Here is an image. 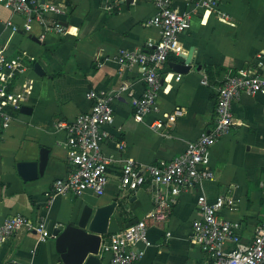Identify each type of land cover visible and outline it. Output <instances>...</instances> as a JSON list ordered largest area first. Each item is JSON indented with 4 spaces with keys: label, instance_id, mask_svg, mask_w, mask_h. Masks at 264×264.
Masks as SVG:
<instances>
[{
    "label": "crops",
    "instance_id": "1",
    "mask_svg": "<svg viewBox=\"0 0 264 264\" xmlns=\"http://www.w3.org/2000/svg\"><path fill=\"white\" fill-rule=\"evenodd\" d=\"M65 6L58 21L65 35L40 37L38 21L24 30L27 18L7 10L0 2V40L7 58L24 63L26 73L17 77L11 93L20 94L29 84L21 107L3 133L0 144V223L23 215L44 220L50 231L78 220L85 206L99 207L126 196L130 211H115L108 234L125 229L134 219L145 218L154 208L155 188L147 184L135 192L123 190L120 175L123 161L160 165L182 154L190 142L209 131L214 123L217 90L223 81L239 70L264 74V0H221L219 10L196 9L189 0H174V6L190 14L191 27L183 33L169 61L161 70L162 87L155 108L138 119L135 104L145 90L138 65L121 66L116 57L121 50L147 52L160 40L159 29L150 24L156 13L154 0H45ZM14 27L18 31H14ZM192 54V69L175 72L170 63H183ZM44 75L34 71V62ZM201 70H197L198 66ZM206 81V83H205ZM126 85L114 103L109 137L102 152L114 162L109 167L110 183L105 194L91 191L77 196H54L53 183L73 170L65 145L67 133L61 122H72L91 109L86 94L91 90L112 93ZM182 110L175 124L154 129L165 114ZM235 125L211 149L214 178L183 191L169 219L151 227V247L136 264H201L206 254L191 243L192 223L200 218L197 198L204 194L213 202L225 197L229 205L220 212L223 220L239 222L244 243L254 239L264 227V95H242L233 105ZM1 130V126H0ZM41 149L49 150L42 177L26 185L25 192L7 196L3 175L16 163L38 161ZM170 233V236H167ZM102 264L111 254L100 252ZM55 240L40 241L34 232L20 231L0 251V264H63Z\"/></svg>",
    "mask_w": 264,
    "mask_h": 264
},
{
    "label": "built area",
    "instance_id": "2",
    "mask_svg": "<svg viewBox=\"0 0 264 264\" xmlns=\"http://www.w3.org/2000/svg\"><path fill=\"white\" fill-rule=\"evenodd\" d=\"M196 9L217 11L221 0H189ZM4 7L14 14L27 18L24 30H30V23L38 21L43 27L40 37L45 40L49 34L65 35L66 28L58 21H48L51 14L60 15L65 6L45 0H0ZM156 13L150 24L159 29L160 40L147 52L121 50L116 57L121 66L138 65L145 82L142 97L135 104L138 119L154 108L162 87L161 70L169 61L183 33L191 27L190 14L181 12L174 6V0H154ZM14 31H18L14 27ZM26 66L19 60L7 58L0 40V144L4 131L14 120V111L21 109L29 84L23 85L20 94L11 93L17 77L26 73ZM206 83V81H205ZM128 89L126 85L118 91L105 93L91 90L86 98L91 103L89 112L79 115L72 122L57 125L67 133L66 147L73 165L71 173L57 179L52 186L54 196H81L91 191L97 196L105 194L110 183L109 167L114 160L102 152V145L109 137L107 127L114 117V103L119 94ZM264 95V74L255 70H239L229 75L217 90L215 119L212 128L187 149L168 163L145 165L133 159L123 161L120 185L123 190L135 192L150 184L155 188L153 210L130 228L112 233L102 242L100 252L111 254L109 264H136L144 251L140 245L151 247L149 230L166 223L177 203L178 196L185 190L194 188L203 180L214 178L210 165L212 147L235 125L234 103L242 95ZM183 114L182 110L165 114L154 123V129L175 124ZM230 201L218 197L211 202L204 194L197 198L200 218L192 223L191 243L206 254L201 264H264V227L257 230L250 243H244L240 234L241 224L220 217V212ZM20 231L34 232L40 241L51 238V231L44 220L16 215L0 223V251L5 244ZM167 233V236H170Z\"/></svg>",
    "mask_w": 264,
    "mask_h": 264
},
{
    "label": "water",
    "instance_id": "3",
    "mask_svg": "<svg viewBox=\"0 0 264 264\" xmlns=\"http://www.w3.org/2000/svg\"><path fill=\"white\" fill-rule=\"evenodd\" d=\"M133 0H126L127 4ZM183 63H170V67L178 73H188L192 69V54L182 56ZM201 66L197 70H201ZM34 71L43 76L45 73L39 63L34 65ZM30 108L21 107L22 112H30ZM49 160V150L41 149L38 161L18 162L12 171L3 175V182L8 185L7 196L22 194L26 185L36 181L45 173ZM131 201L126 196L119 195L112 203L94 207L85 206L80 218L70 221L67 225L53 228L51 239L55 240L57 251L60 254L59 263L63 264H102L99 257L102 237L108 234V226L111 217L118 211L125 213L130 211ZM134 219L125 225V229L138 223ZM7 264H15L13 262Z\"/></svg>",
    "mask_w": 264,
    "mask_h": 264
},
{
    "label": "trees",
    "instance_id": "4",
    "mask_svg": "<svg viewBox=\"0 0 264 264\" xmlns=\"http://www.w3.org/2000/svg\"><path fill=\"white\" fill-rule=\"evenodd\" d=\"M34 63H35V61H34V62H32L30 65H31V66H33V65H34Z\"/></svg>",
    "mask_w": 264,
    "mask_h": 264
}]
</instances>
